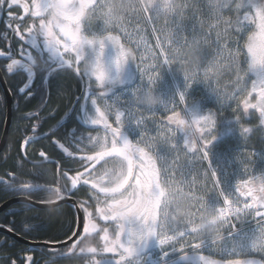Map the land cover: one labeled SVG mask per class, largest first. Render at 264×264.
<instances>
[{"label": "snow or ice", "instance_id": "6c2138e0", "mask_svg": "<svg viewBox=\"0 0 264 264\" xmlns=\"http://www.w3.org/2000/svg\"><path fill=\"white\" fill-rule=\"evenodd\" d=\"M0 13L3 82L32 122L15 166L38 139L59 150L39 151L54 171L0 185L66 206L47 245L81 264H264V0H0ZM68 79L79 94L40 132ZM0 230L7 243L31 225Z\"/></svg>", "mask_w": 264, "mask_h": 264}, {"label": "flooded vegetation", "instance_id": "af4514ba", "mask_svg": "<svg viewBox=\"0 0 264 264\" xmlns=\"http://www.w3.org/2000/svg\"><path fill=\"white\" fill-rule=\"evenodd\" d=\"M13 10L17 11L16 9H13ZM5 31H6V29H5V22L3 19V14L0 13V49H6V47H7V39L3 38ZM8 37L9 38L11 37L10 32H8ZM6 64H7V61L4 60L3 58H0V73H1L2 77H3V69H4V66ZM66 82H69L70 84L74 85V87L71 89L70 94L68 96V99L69 98L73 99L76 95L79 94L78 93V84L75 83L72 79H68L65 81V83ZM0 94H3V97L6 98V94L3 90L1 81H0ZM56 95H57V92L54 88L52 90V93H51L48 101H47V106L44 108V111L42 113H40V115H44L54 108H57L59 111H58L54 120H48L42 125V127L40 128V132H46L52 125H54L56 123L57 120L60 119L61 116L64 115V112L67 111V109L69 108L68 106H72V102H71L69 105H68V103H66V105H64V106L60 105V106L52 107L51 104L53 103V100L55 99ZM11 97L13 98V104H14V97L13 96H11ZM38 103H39V98L37 100H34L28 108H23L21 111L27 112L29 110H35V107ZM0 104L6 105V99L0 100ZM6 110H7V108H6ZM0 114H2V116H3L1 130H0V139H1L3 128H4V123H5V113H4L3 107H0ZM20 114L21 113L17 111L16 105L14 104L13 120H12V124H11V128H10V132L8 135V140H7V143H6L4 150L0 153V178L7 179L6 173L12 172V173H15L17 175L18 180H21V178H20V170L21 169H19L15 166L16 162L19 160L18 158L16 159V157H17V154H20V156L22 158L25 157V153L21 152L19 145L23 141L25 136L31 134L30 131L24 132L22 130L25 127H28L30 129L32 122L22 120V119H17V116ZM20 124H21V128L19 130L20 137H17V136H15V134H17V126ZM50 141H51V137H48L47 139H38V140H36V141H34V142H32L26 146V149H27L26 157H27V159H30L33 161V163H31V164L26 163V165L29 164V168H31V170H29V172L35 170L34 165H35V167H39V168L51 169L53 171L55 170L54 164H50V163L44 161L43 158L39 157V151L41 149H43L48 153V155L53 160L58 159L59 150H58L57 146L55 144H52ZM13 158H14V161H13L14 166L12 167V169H10V168L8 169V166H6V165H8V162L10 160H12ZM29 172L21 173V175L28 177L27 174ZM0 191L6 195V197H5L6 200H10V199L17 198V197L28 198V194H19V195L14 196L10 192H5L3 189V185H0ZM40 198L43 200H48L50 198L54 199V196L51 193L44 192V193H40ZM4 201H2L0 204H3ZM10 209L12 210L11 212L9 211ZM63 209H66V206L61 205V206L56 207V208L44 210V209H38L36 207H27L26 203H16V204L12 205L11 207H9L8 209H6L4 212L0 213V224H5L3 220L8 215H10L12 212L21 213V212L26 211V212L33 213V216L35 218L33 221L32 230L42 232L44 230V228L42 225H40V221H39V219L42 218L41 214L53 212V211H56V213H60V212H62ZM27 235H28V233L27 234H21L19 236H21L27 240H30V241H44V242H46V241L52 240V239H49L48 237H41V239H39V240H31L30 238L26 237ZM4 236H5L4 234L0 233V240H3ZM62 237L55 238V239L63 240L64 237L63 238ZM8 241L10 242V246H13V244L17 243L11 238H8ZM18 244H21V243H18ZM53 250L54 249H50V248H40V249L32 250V251L26 252V253L19 252L16 257H12V256L11 257H12V259H15L16 261H17V258H20V263H18V264H26V257L27 256H32L35 264H52V263H58L60 261L64 262V264H67V262L70 259L75 258V257H70V256L60 257L57 254L58 251L66 252L67 251L66 247L62 248V249H57V251H53ZM4 257H7V256H4L2 253H0V264H3ZM11 257H8V258H11Z\"/></svg>", "mask_w": 264, "mask_h": 264}, {"label": "trees", "instance_id": "16d2710c", "mask_svg": "<svg viewBox=\"0 0 264 264\" xmlns=\"http://www.w3.org/2000/svg\"><path fill=\"white\" fill-rule=\"evenodd\" d=\"M73 87L74 85L70 84L69 82L64 83L62 94L57 93L51 106L52 107H56L60 105L64 106L66 105V103H68L69 105L73 99L72 98L68 99V96ZM68 107H71V106H68ZM2 119H3V116L2 114H0V130H1V125H2ZM20 128H21V124L17 126V134H15V136L17 137H20V133H19ZM19 156L20 154H17L16 159L18 158L19 160H21L22 157L21 156L19 157ZM13 161H14V158L8 162V165H6L8 166V169L9 168L12 169V167L14 166ZM29 170H31V168H29V164L26 165V163H24L23 168L20 170L21 180L28 178L27 176L21 175V173H25V172L27 173L29 172ZM5 197L6 195L0 191V203L6 200ZM41 217L42 218L40 219L38 218V219L40 221V225H42L44 228L42 232L32 230V225H33V221L35 218L33 216V213H30V212H26V211L21 212V213L12 212L3 221L5 224H8L11 221H14V222L16 221L15 227L17 230H19L24 223L31 225V230L28 232V235L26 236L27 238H30L31 240H39L41 239V237H48L49 239H53V238H59L63 236L61 235V233L63 232L64 227H66L67 225V208L63 209L62 212L60 213H56V211L43 213L41 214ZM18 243L19 242L15 243L14 246H10L9 241L7 243H0V253H2L4 256H7V257H11V256L16 257L19 252H22V253L30 252L28 251V247L22 244H18ZM12 257L9 258V260H11ZM18 263H20V258H17V264ZM3 264H8V262L4 260ZM52 264H64V262L60 261L58 263H52ZM67 264H81V261H79L76 258H73V259H70L67 262Z\"/></svg>", "mask_w": 264, "mask_h": 264}, {"label": "water", "instance_id": "95a60500", "mask_svg": "<svg viewBox=\"0 0 264 264\" xmlns=\"http://www.w3.org/2000/svg\"><path fill=\"white\" fill-rule=\"evenodd\" d=\"M0 81L3 87V90L6 94V108H7V123H4V128H3V132H2V136L0 139V153L4 150L7 140H8V135L10 132V128H11V124H12V120H13V112H14V104H13V98L11 97V95H9L6 92V85L3 82V77L0 73ZM27 198L26 197H17V198H13L8 200L9 203L5 206V207H0V213L4 212L6 209H8L9 207H11L12 205L16 204V203H26ZM61 205H56V206H52V205H42L40 207H36L38 209H52V208H56L59 207ZM1 234H4L3 230H0ZM8 237L13 239L15 242H19L22 245L26 246V247H32V248H50L53 249L51 247V245H47L44 241H30L27 240L19 235H15V234H8ZM53 251H57V249H54Z\"/></svg>", "mask_w": 264, "mask_h": 264}]
</instances>
